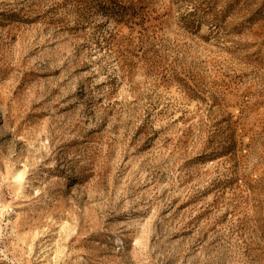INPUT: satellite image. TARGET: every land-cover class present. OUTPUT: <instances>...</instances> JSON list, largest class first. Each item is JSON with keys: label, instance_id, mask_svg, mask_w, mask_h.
I'll return each mask as SVG.
<instances>
[{"label": "rangeland", "instance_id": "rangeland-1", "mask_svg": "<svg viewBox=\"0 0 264 264\" xmlns=\"http://www.w3.org/2000/svg\"><path fill=\"white\" fill-rule=\"evenodd\" d=\"M0 264H264V0H0Z\"/></svg>", "mask_w": 264, "mask_h": 264}]
</instances>
